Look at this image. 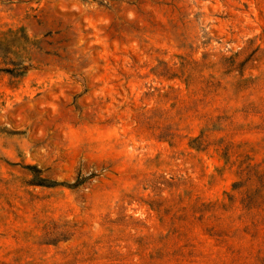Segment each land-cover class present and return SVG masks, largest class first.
Here are the masks:
<instances>
[{
  "label": "rangeland",
  "instance_id": "obj_1",
  "mask_svg": "<svg viewBox=\"0 0 264 264\" xmlns=\"http://www.w3.org/2000/svg\"><path fill=\"white\" fill-rule=\"evenodd\" d=\"M0 264H264V0H0Z\"/></svg>",
  "mask_w": 264,
  "mask_h": 264
},
{
  "label": "trees",
  "instance_id": "obj_2",
  "mask_svg": "<svg viewBox=\"0 0 264 264\" xmlns=\"http://www.w3.org/2000/svg\"><path fill=\"white\" fill-rule=\"evenodd\" d=\"M24 169H26L30 172V174L32 175V178H33V183L36 186H43V187H48V188L55 187V186H66L69 188H74V187H77L78 185H80V182H76L73 185H68L65 183L46 182L45 180H43L40 177L41 172L35 166H25Z\"/></svg>",
  "mask_w": 264,
  "mask_h": 264
}]
</instances>
